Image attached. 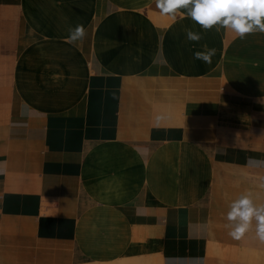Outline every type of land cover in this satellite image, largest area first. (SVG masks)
I'll use <instances>...</instances> for the list:
<instances>
[{
    "label": "crops",
    "instance_id": "1",
    "mask_svg": "<svg viewBox=\"0 0 264 264\" xmlns=\"http://www.w3.org/2000/svg\"><path fill=\"white\" fill-rule=\"evenodd\" d=\"M0 162V264H264L255 222L226 227L241 194L264 204V33L155 0H0Z\"/></svg>",
    "mask_w": 264,
    "mask_h": 264
},
{
    "label": "clouds",
    "instance_id": "2",
    "mask_svg": "<svg viewBox=\"0 0 264 264\" xmlns=\"http://www.w3.org/2000/svg\"><path fill=\"white\" fill-rule=\"evenodd\" d=\"M156 8L163 15H168L175 21L176 14L183 9L187 17L199 24L205 31L213 27L216 31L230 30L240 39L246 35L261 32L264 33V0H155ZM186 38L189 41L198 42L201 34L186 29ZM86 36L85 27L77 24L68 29L67 42L75 45L83 42ZM216 54L214 48L204 46V51L194 53V58L206 64L212 63V57ZM165 114L154 117L157 126L167 119ZM6 162H0V168ZM264 188V184L261 185ZM230 229L229 235L240 239L253 227L255 222V234L264 242V204L257 205L251 193H243L229 205L226 217Z\"/></svg>",
    "mask_w": 264,
    "mask_h": 264
},
{
    "label": "bare ground",
    "instance_id": "3",
    "mask_svg": "<svg viewBox=\"0 0 264 264\" xmlns=\"http://www.w3.org/2000/svg\"><path fill=\"white\" fill-rule=\"evenodd\" d=\"M156 259V258H155ZM142 262V261H141ZM137 263H138V261H137Z\"/></svg>",
    "mask_w": 264,
    "mask_h": 264
}]
</instances>
